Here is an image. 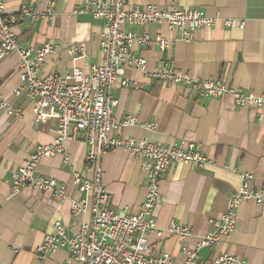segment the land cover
Instances as JSON below:
<instances>
[{
    "label": "crops",
    "instance_id": "obj_1",
    "mask_svg": "<svg viewBox=\"0 0 264 264\" xmlns=\"http://www.w3.org/2000/svg\"><path fill=\"white\" fill-rule=\"evenodd\" d=\"M204 11L217 17L216 23L202 28L194 40L186 42L166 26L151 25L150 37L162 36L173 44L162 50L158 46L135 45L134 53L145 58L150 70L168 62L191 78L223 79L229 86L245 93L264 96V0H128L127 9L148 4L165 9L175 3ZM6 20L16 19L14 32L22 46L41 48L58 46L40 68V75L65 76L79 67L87 72L101 63L103 22L89 14H78L85 0H5ZM23 4L40 14L37 21L22 19ZM231 20L232 25H225ZM143 29L134 33L143 35ZM85 44L87 57L73 60L67 52L72 45ZM19 56L15 53L0 62V95L22 111L20 119L0 113V264H65L66 249L40 260L35 254L44 236L53 232L56 222L73 228L70 199L80 198L73 184L74 175L88 180L94 177L87 160L90 148L86 136L65 143L69 159L56 155L41 161L38 173L67 186V200L56 202L51 195L24 189L10 192L12 174L21 167L37 147L52 144L57 137L58 120L38 122L33 102L17 98L13 92L20 84ZM126 77L139 88L113 84L111 96L118 101L113 116L121 123L127 117L136 121L122 127L120 136L146 140L171 147L185 139L195 143L210 159L203 168L180 163L171 166L161 182L162 200L155 209L157 225L167 229L171 223L188 227L191 236L185 244L194 247L212 230L210 220L222 217L230 197L242 184V175L251 174V187L261 186L264 178V110L237 106L231 99L205 96L189 98L187 88L148 77L127 69ZM146 123H156L147 130ZM103 185L111 196L110 209L138 212L146 197L147 179L139 159L123 149L107 151L102 157ZM151 253L171 254L182 260L176 236L165 233L161 239L149 235ZM237 259L233 264H264V201L243 203L237 212L234 232L214 247H204L198 262L209 264L219 254Z\"/></svg>",
    "mask_w": 264,
    "mask_h": 264
},
{
    "label": "built area",
    "instance_id": "obj_2",
    "mask_svg": "<svg viewBox=\"0 0 264 264\" xmlns=\"http://www.w3.org/2000/svg\"><path fill=\"white\" fill-rule=\"evenodd\" d=\"M128 0H85L78 14H89L103 22L100 51L101 63L91 65L87 72L74 67L65 76L42 77L40 68L43 60L58 46L45 45L41 48L22 46L14 25L16 19L6 20V3L0 0V62L15 53L19 56V81L13 94L26 97L33 102V112L38 122L52 118L58 120L57 137L50 145L39 146L30 154L24 164L12 174L10 192L20 193L24 189L51 195L56 202L67 200V186L53 178L38 173L42 160L56 155L69 159L65 143L76 141L80 133L86 136L90 148L87 160L93 165L94 177L90 180L79 174L74 175L73 184L80 198H71L73 228L69 229L56 222L53 232L44 236L35 254L42 260L60 249H66L68 259L65 264H200L199 252L204 247L215 246L222 237L232 234L237 225V212L245 202L258 204L264 201V178L261 186L251 187L254 176L242 175V184L228 202L226 213L219 219L210 220L211 231L194 247L185 244L192 232L188 227L175 222L163 230L157 225L156 206L162 200L161 182L174 164L184 163L193 168H203L210 159L192 142L181 139L171 147L120 136L122 127L136 120L127 117L119 123L113 116L118 105L110 94L111 87L120 82L122 87L139 88L138 84L126 77L127 69L137 70L148 77L173 83L187 88L189 98L205 96L215 99H231L237 106L264 110V96L244 92L241 88L229 86L223 79L201 80L191 78L170 63L150 70L145 58L134 53L135 45L158 46L165 50L173 41L162 36L150 37L151 25H164L169 31L179 34L181 40L191 42L202 28L212 27L217 17L204 11L180 7L173 3L165 9L154 5L144 8L127 9ZM19 15L22 19L37 21L40 14L32 6L23 4ZM231 26L232 21L226 20ZM135 28L143 29V35L134 33ZM67 52L76 61L87 57L85 44L72 45ZM7 112L14 119L22 117V111L0 95V113ZM147 130H156V123H146ZM123 149L139 159L147 179L146 197L138 212L128 209H110L111 196L103 185L102 157L107 151ZM165 233L177 237L181 245L182 260L171 254L153 256L149 235L161 239ZM237 259L229 254H219L209 264H233ZM241 264H246L241 261Z\"/></svg>",
    "mask_w": 264,
    "mask_h": 264
}]
</instances>
